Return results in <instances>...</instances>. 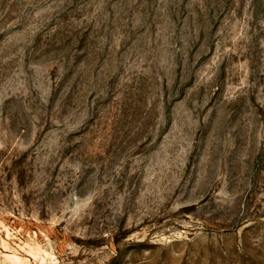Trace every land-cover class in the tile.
<instances>
[{
  "label": "rangeland",
  "instance_id": "374dc122",
  "mask_svg": "<svg viewBox=\"0 0 264 264\" xmlns=\"http://www.w3.org/2000/svg\"><path fill=\"white\" fill-rule=\"evenodd\" d=\"M0 264H264V0H0Z\"/></svg>",
  "mask_w": 264,
  "mask_h": 264
}]
</instances>
